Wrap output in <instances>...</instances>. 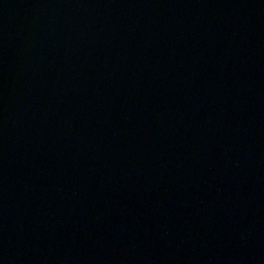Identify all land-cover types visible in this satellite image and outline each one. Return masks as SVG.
Listing matches in <instances>:
<instances>
[{
    "label": "water",
    "instance_id": "water-1",
    "mask_svg": "<svg viewBox=\"0 0 264 264\" xmlns=\"http://www.w3.org/2000/svg\"><path fill=\"white\" fill-rule=\"evenodd\" d=\"M0 264H264V0H0Z\"/></svg>",
    "mask_w": 264,
    "mask_h": 264
}]
</instances>
